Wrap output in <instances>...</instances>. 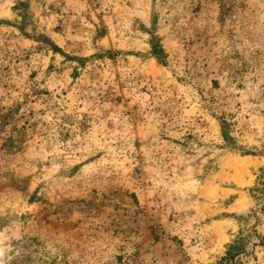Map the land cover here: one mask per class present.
<instances>
[{
  "label": "rangeland",
  "instance_id": "1",
  "mask_svg": "<svg viewBox=\"0 0 264 264\" xmlns=\"http://www.w3.org/2000/svg\"><path fill=\"white\" fill-rule=\"evenodd\" d=\"M235 240L264 264V0H0V264Z\"/></svg>",
  "mask_w": 264,
  "mask_h": 264
},
{
  "label": "trees",
  "instance_id": "2",
  "mask_svg": "<svg viewBox=\"0 0 264 264\" xmlns=\"http://www.w3.org/2000/svg\"><path fill=\"white\" fill-rule=\"evenodd\" d=\"M153 49H154V53L160 57V54H162L164 52V49L162 47L161 44L159 43H155L153 45ZM246 153H250V152H246ZM241 252V245L240 243L235 240L233 241L227 249V252L225 254V256H223L221 258V260L219 261V264H236L237 263V257Z\"/></svg>",
  "mask_w": 264,
  "mask_h": 264
},
{
  "label": "bare ground",
  "instance_id": "3",
  "mask_svg": "<svg viewBox=\"0 0 264 264\" xmlns=\"http://www.w3.org/2000/svg\"><path fill=\"white\" fill-rule=\"evenodd\" d=\"M248 159V158H247Z\"/></svg>",
  "mask_w": 264,
  "mask_h": 264
}]
</instances>
